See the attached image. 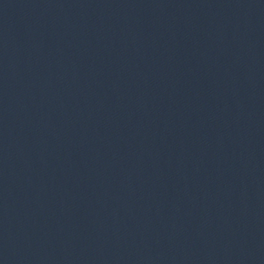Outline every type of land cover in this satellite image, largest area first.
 <instances>
[{"label": "water", "instance_id": "obj_1", "mask_svg": "<svg viewBox=\"0 0 264 264\" xmlns=\"http://www.w3.org/2000/svg\"><path fill=\"white\" fill-rule=\"evenodd\" d=\"M0 264H264V0H0Z\"/></svg>", "mask_w": 264, "mask_h": 264}]
</instances>
